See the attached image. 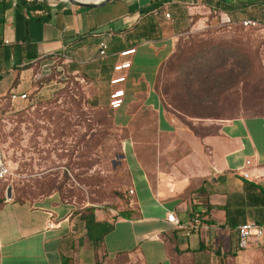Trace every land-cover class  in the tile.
I'll use <instances>...</instances> for the list:
<instances>
[{"label":"crops","instance_id":"obj_1","mask_svg":"<svg viewBox=\"0 0 264 264\" xmlns=\"http://www.w3.org/2000/svg\"><path fill=\"white\" fill-rule=\"evenodd\" d=\"M203 12L223 23L248 16L264 19V0H109L90 8L62 0L51 3L46 20L19 0H0V99L12 89L24 91L19 89L28 83L25 77L33 65L51 57L82 67L97 61L111 89L109 76L117 54L136 46L120 108L130 115L129 121L134 109L151 108L157 130L175 132L187 144L171 150L177 153L154 179L149 172L156 167L144 162L133 137L124 139L120 157L129 189L134 188L133 193L128 189L131 201L126 209L135 211L131 217L115 218L96 250L75 205L58 190L33 200H17L14 192L12 199L0 197V264H113L124 254L143 264H185V257L192 264H264L258 261L264 239L254 238L240 248L235 227L225 223L224 208L227 203L237 206L244 220L264 219V116L224 118L217 132L200 137L166 113L156 89L160 66L176 50L181 33L201 23ZM103 40L108 44L104 50ZM152 94L156 103L150 101ZM108 107L118 126L129 125L121 119L120 108ZM126 143L135 157L130 164ZM243 170L248 177L241 175ZM245 180L259 187L246 186ZM169 211L183 227L166 220ZM95 214L105 217L98 208Z\"/></svg>","mask_w":264,"mask_h":264},{"label":"rangeland","instance_id":"obj_2","mask_svg":"<svg viewBox=\"0 0 264 264\" xmlns=\"http://www.w3.org/2000/svg\"><path fill=\"white\" fill-rule=\"evenodd\" d=\"M55 1L62 0H49ZM203 13L201 23L188 27L178 37L176 54L162 66L158 81L166 113L177 124H191L202 135L217 132L219 122L226 117L264 116V34ZM234 51L238 53L236 58ZM216 56L220 57L217 62ZM220 61L217 68L236 73V77L215 99H187L191 94H203L199 82L185 87L187 69ZM102 69L97 61L82 67L63 57H51L34 64L25 77L28 83L19 90L26 91L27 98L11 101L7 92L1 96L0 136L10 174L0 180V197L6 195L8 185L15 197L30 200L58 190L75 205V212L79 207L96 205L99 213L113 215L129 208L131 201L128 172L120 157L124 139L133 137L134 148L144 162L156 167L155 172H149L154 179L177 153L172 149L187 147L175 132L158 131L156 116L145 105L131 111L130 121L124 107L120 108L121 119L130 123L118 126L107 105L110 85ZM150 101L156 103L155 94ZM183 103L205 105L206 113L220 117H192L178 109ZM126 151L129 164L135 162L130 143H126ZM199 223L203 222L199 219ZM82 229L79 227L76 233ZM258 261L264 263V252ZM183 262L192 264L188 257ZM112 263L143 264L128 255L115 257Z\"/></svg>","mask_w":264,"mask_h":264},{"label":"trees","instance_id":"obj_3","mask_svg":"<svg viewBox=\"0 0 264 264\" xmlns=\"http://www.w3.org/2000/svg\"><path fill=\"white\" fill-rule=\"evenodd\" d=\"M19 4H23L24 6L27 7L28 10H33L36 12V17L37 18H42L44 20L48 19L50 14L48 13L50 11L51 7V2L49 0H19ZM47 13V14H46ZM242 26V25H241ZM178 47V44H177ZM177 51V50H176ZM176 51L171 53V55L165 60V62L160 66V69L164 64L172 59V57L176 54ZM222 53V51H220ZM236 58L238 55L237 51L232 52ZM221 61H224L225 58L223 56ZM220 57L216 56V62ZM197 58H193V63L196 62ZM209 60V59H208ZM219 62L218 64H212L208 63L207 65H204L202 68L197 67V66H191L190 69H187V75L184 79L185 82V87L189 88L191 83L194 82H199L202 86V95H190L187 99H192L198 102L203 101L204 99L211 98L215 99L217 97V94L219 91H221L223 88L227 87V84L229 83V80L231 81L233 78L236 77V73L233 74V72H227V71H222L217 66H220L222 62ZM244 66V64L242 65ZM158 80L156 84V89L158 90L157 92L159 93V72H158ZM161 97V96H160ZM161 101L164 104V107L166 108L165 102L161 97ZM205 105H198L197 107H194L192 105H187L186 103H183V105L180 106V109L183 113H186L188 115H192V117H203V116H215V117H220L218 115H212L209 113L205 112ZM229 118V117H226ZM235 118V117H232ZM192 132L197 135L202 137L203 135L200 134L194 127L190 124L188 125ZM205 134V133H204ZM244 184L246 186H254V187H259V185L255 182H252L250 180H245ZM50 194V193H48ZM17 200H22L20 197H16ZM210 206V205H209ZM226 209V220L225 223L229 224L230 227H236L241 223L244 219L241 214L240 208H231L230 204H226L224 206ZM95 209L96 205H90V206H85L82 208L76 209V212H79V217L83 221V225L85 226L87 237L89 238L88 240L90 241L91 245L93 248L98 249L101 247L103 239L105 235L113 229V222L115 218L118 216L121 217H131V214L135 211V209H124L119 211L116 214L113 215H106L104 218H97L95 214ZM179 251H182L180 249ZM97 255V260L100 259L99 255ZM126 255V254H124ZM105 254L102 253L101 257H104Z\"/></svg>","mask_w":264,"mask_h":264},{"label":"built area","instance_id":"obj_4","mask_svg":"<svg viewBox=\"0 0 264 264\" xmlns=\"http://www.w3.org/2000/svg\"><path fill=\"white\" fill-rule=\"evenodd\" d=\"M166 16L169 17L171 15L170 11H166ZM232 24L234 22H228ZM243 27L254 28L260 30L264 34V19H260L253 16L243 17L239 19L237 22ZM107 42L105 40L101 41L102 49L104 50L107 47ZM136 46L128 47L119 51L117 54L116 60L112 64V72L110 73V83L111 89L108 92V100L107 104L115 109L120 108L124 104L125 91L126 88L124 86L127 81V72L129 67L131 66V55L136 52ZM28 93L26 91H16V89H12L9 91V98L11 101H15L18 98H27ZM247 163H251V159L248 158ZM9 162L6 157V153H4L3 142L0 136V180L3 178H7L10 174ZM243 177H248L249 173L245 170L241 172ZM134 188L129 189V193H133ZM166 220L171 224L183 227L184 225L176 215L174 211H169L166 215ZM194 224L198 223V219L194 218ZM235 231L238 237L237 243L240 248L247 246L249 242L256 239H264V219H246L239 223L235 227Z\"/></svg>","mask_w":264,"mask_h":264},{"label":"water","instance_id":"obj_5","mask_svg":"<svg viewBox=\"0 0 264 264\" xmlns=\"http://www.w3.org/2000/svg\"><path fill=\"white\" fill-rule=\"evenodd\" d=\"M64 1H68V2H70L72 4H76V5H82V7L90 8V7H96V6L104 5L109 0H90V1L64 0ZM6 190H7V192H6L7 199H12L13 198V190H12L11 186L8 185Z\"/></svg>","mask_w":264,"mask_h":264}]
</instances>
